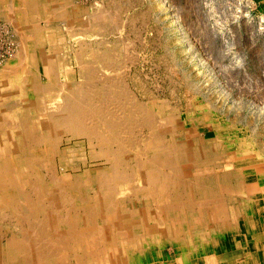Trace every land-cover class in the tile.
<instances>
[{
	"label": "rangeland",
	"instance_id": "obj_1",
	"mask_svg": "<svg viewBox=\"0 0 264 264\" xmlns=\"http://www.w3.org/2000/svg\"><path fill=\"white\" fill-rule=\"evenodd\" d=\"M63 1L73 6L68 16H61L57 10L54 13L56 8L52 11L53 3L56 6ZM48 11L50 15H45ZM95 13H103L107 20L87 30V21ZM84 45L89 47L87 51L80 49ZM91 52L93 56H88ZM103 54L109 55L106 62L113 71L106 74L119 80L137 101L150 105L154 117L177 118L171 127L174 136L170 133L166 136L167 145L152 141L142 150L143 156L176 165V171L183 173L184 178H190L197 167L201 174L203 171L212 173L209 175L212 179L222 177L230 171L235 158L245 161L240 167L243 174L253 179L254 185L258 183L256 177H264V0H0V169L18 175L23 169L30 172L32 167L8 123L14 124L24 118L34 122L38 98L53 104L62 102L71 91L69 89L81 81L77 72L79 64H91ZM49 66H54V73H49ZM90 85L98 97L101 85L95 82ZM160 103L167 107L162 113L153 108ZM5 114L7 124L3 119ZM53 128L58 153L52 158L54 177L63 178L67 182L65 186L70 183L73 186L74 182L85 183L88 175H106L109 164L98 156L97 148L85 149L84 137L71 136L62 126ZM11 137L17 142L13 144L15 153L9 144ZM188 148L193 151L191 157L187 155ZM71 149L77 150L73 161L61 162L60 153ZM25 151L30 155V151ZM44 174L41 169V177ZM241 178L239 183L243 181L244 184L250 179ZM218 181H213L211 186L219 194L217 198L223 200L227 231H235L233 204L242 196H224L223 185ZM228 181L230 188L236 185L234 179ZM91 187L85 186V202L95 207L97 215L104 217L99 224L107 238L104 249L121 246L116 257L127 261L133 247L127 235L132 229L129 230L130 225L126 223L118 228L119 215L112 211L103 215L100 208L103 202ZM117 188L118 198H130L127 199L130 202H125L127 208L146 209L147 205L139 204L128 187ZM172 194L175 196V192ZM61 195L57 194L56 198ZM72 199L79 207L81 202ZM171 199L175 204L177 198ZM29 207L35 212L40 209L35 202ZM144 214L148 215L146 211ZM178 215L163 212V217L175 225L181 221ZM208 218L206 214V226L200 231L194 227L189 231L193 237L201 238L205 264H212L220 249L207 248V242L212 240L214 244L217 238L222 244L223 227L217 218ZM147 220L148 216L138 218V233L143 235L145 224L151 225L150 219ZM6 227L11 226L0 223V261L6 246L4 238L11 237ZM175 227L166 228L163 234L149 228L153 242L148 245L144 241L142 250L155 251L162 256L163 264H167L165 261L175 254L177 244L184 245L179 242L182 236V240L174 236ZM189 231L182 227L181 233L186 235ZM116 232L121 235L118 237ZM71 247L76 253L69 262L77 264L81 254L78 246ZM189 248L186 244L182 250L189 252ZM100 259V256L87 258L90 264H99ZM170 264L175 263L170 260Z\"/></svg>",
	"mask_w": 264,
	"mask_h": 264
},
{
	"label": "bare ground",
	"instance_id": "obj_2",
	"mask_svg": "<svg viewBox=\"0 0 264 264\" xmlns=\"http://www.w3.org/2000/svg\"><path fill=\"white\" fill-rule=\"evenodd\" d=\"M72 7L63 1L60 4L56 3V6L53 3L52 11L56 8L54 13L57 10L61 16H68V13H72L70 10ZM74 12H76L75 9ZM45 15H50V11ZM104 20L107 19L103 13L96 14L88 19L86 29L89 30L90 27ZM47 25H50V22ZM88 48L84 45L80 49L87 51ZM88 56H93V53L91 52ZM108 56V54L107 56L103 54L100 55V59H96L91 64H79L77 72L80 74L81 81L74 88L69 89L71 91L62 102L53 104L38 98L39 101H36L38 113L34 117V122L32 119L24 118L10 124L8 120L6 121V114L3 116L6 124L8 123L14 130L19 146L23 149L28 164L32 167L30 172L23 169L18 172V175L7 172L8 169L5 171L0 169V175L2 171L4 172L0 176V223L11 226L6 227L11 237L6 240L4 238L6 246L2 251L0 264H50L54 262L71 264L69 260L73 259L72 255L76 253L71 249V245L78 246L77 249L81 254L77 259V264H90L87 258L96 259L99 256L102 261L99 264H163L162 256L155 254V251L147 253V250H142V243L145 241L149 245L153 242L149 228L152 231L154 228L156 232L160 231L163 234L166 228L173 229L175 226L177 231L174 232V236L176 235L178 240L183 239L179 242L187 244L191 250L189 252L182 250L184 245L177 244L175 254L169 259L175 264H205L206 255L201 253L204 248L201 238L193 237L189 230L194 227L200 231V228L207 223L206 214L209 217L208 220L213 217L217 218V222L220 221L225 230V207L223 200L217 198L219 194L212 188V182L219 180L218 182L223 185L224 193L222 194L224 196L241 193L239 183L241 177L250 178L243 174L240 167L245 161L243 162V159L236 161L235 158L231 166L232 170L229 169L230 171L227 170L222 177L213 179L209 176L212 173L203 171L201 174L198 167L194 168L192 165L194 169L190 178H184L183 173L176 171V165H168L160 161V158L143 156L142 150H145L147 144H151L152 141L164 142L167 145L166 136L169 133L171 137L174 136L171 127L177 118L164 116L163 119H157L152 115L150 105L137 101L119 80L113 78L112 75H107L106 73H113L111 66L106 62L109 61ZM48 71L54 73V66H49ZM94 82L102 87L98 97L92 92L90 85ZM164 106L165 104L160 103L153 108L162 113V110L167 108ZM56 125L64 127L71 136L84 137L85 149L97 148L98 156L109 164V169L105 171L106 175H88L86 179L83 178L85 183L74 182L73 186L71 183L65 186L67 182L63 178L54 177L52 175L54 159L52 158L58 154L56 134L53 128ZM2 136L7 138L4 133ZM11 138L8 139L9 144L12 146L11 151L15 153L13 144L17 142L15 138ZM188 149L187 155L191 157L193 151ZM25 150L30 151V155H26ZM76 151L71 149L60 153V161L72 162ZM13 157L15 159L16 155ZM5 166L8 168L7 165ZM41 169L45 171L44 177L40 175ZM152 171L155 174L149 175L148 172ZM229 178L236 181V185L232 188L229 187L231 185ZM86 185L93 186L92 191L103 202L100 207L104 212L103 215L111 211L118 214L117 222L120 224L118 228H121L124 223L130 225L128 229L132 231L127 236L133 247L131 246V258L125 259L127 261H123L124 259L120 256L116 257L120 254L121 246H116L112 250L104 249L107 238L103 227L99 225L104 217L97 215L95 207L85 202ZM118 186L128 187L134 192L132 194L137 196L139 204L147 205L146 209L133 211L130 207L127 208L125 202L130 198H118L120 195L117 192ZM52 187H54L53 190ZM57 194H62L59 199L56 198ZM72 195L81 202L79 207L75 206ZM171 197L177 198L175 204L172 203ZM192 197L196 199L192 200ZM34 202L39 206L38 209L40 208L37 212L29 207ZM144 211L148 215H145ZM168 211L179 214L181 219L179 225L163 217V212ZM146 216L148 220L150 219L152 227L146 223L142 235L136 231V221L141 217L145 219ZM181 226L189 231L186 235H182ZM116 234L118 237L121 235L120 232ZM213 241L214 244L212 240L211 243L207 242V248L212 246L213 249L218 248L220 244L216 239ZM169 259L165 261L167 264H170Z\"/></svg>",
	"mask_w": 264,
	"mask_h": 264
},
{
	"label": "crops",
	"instance_id": "obj_3",
	"mask_svg": "<svg viewBox=\"0 0 264 264\" xmlns=\"http://www.w3.org/2000/svg\"><path fill=\"white\" fill-rule=\"evenodd\" d=\"M256 179L257 185L252 178L246 184L242 181L241 193H234L242 196L233 204L236 230L229 232L225 228L212 264H264V177Z\"/></svg>",
	"mask_w": 264,
	"mask_h": 264
}]
</instances>
